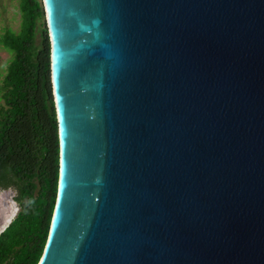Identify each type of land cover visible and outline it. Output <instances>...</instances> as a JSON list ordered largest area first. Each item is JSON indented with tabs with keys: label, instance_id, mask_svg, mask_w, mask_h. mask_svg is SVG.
Returning a JSON list of instances; mask_svg holds the SVG:
<instances>
[{
	"label": "water",
	"instance_id": "obj_1",
	"mask_svg": "<svg viewBox=\"0 0 264 264\" xmlns=\"http://www.w3.org/2000/svg\"><path fill=\"white\" fill-rule=\"evenodd\" d=\"M42 2L59 176L37 264H264V0Z\"/></svg>",
	"mask_w": 264,
	"mask_h": 264
},
{
	"label": "trees",
	"instance_id": "obj_2",
	"mask_svg": "<svg viewBox=\"0 0 264 264\" xmlns=\"http://www.w3.org/2000/svg\"><path fill=\"white\" fill-rule=\"evenodd\" d=\"M19 31L5 28L10 53L0 105V188L19 207L0 233V264H37L47 240L59 176L58 124L50 75V39L42 0H19Z\"/></svg>",
	"mask_w": 264,
	"mask_h": 264
},
{
	"label": "rangeland",
	"instance_id": "obj_3",
	"mask_svg": "<svg viewBox=\"0 0 264 264\" xmlns=\"http://www.w3.org/2000/svg\"><path fill=\"white\" fill-rule=\"evenodd\" d=\"M21 12L19 0H0V32L5 28L19 31L21 27ZM10 53L0 46V87L5 74ZM3 103L0 89V105ZM15 190L11 188H0V220L5 225L10 219L14 218L19 207L14 199Z\"/></svg>",
	"mask_w": 264,
	"mask_h": 264
},
{
	"label": "flooded vegetation",
	"instance_id": "obj_4",
	"mask_svg": "<svg viewBox=\"0 0 264 264\" xmlns=\"http://www.w3.org/2000/svg\"><path fill=\"white\" fill-rule=\"evenodd\" d=\"M12 219H13V218H12ZM11 221H12V220H11ZM11 221H10V222H11ZM9 224H10V223H9ZM9 224H8V225H9ZM2 225H3V224L1 223V220H0V227H1ZM8 225H7V226H8ZM7 226H6V227H7ZM6 227H5V228H6ZM5 228H4V230H5ZM4 230H2V231H4ZM2 231H1V232H2ZM1 232H0V233H1Z\"/></svg>",
	"mask_w": 264,
	"mask_h": 264
},
{
	"label": "bare ground",
	"instance_id": "obj_5",
	"mask_svg": "<svg viewBox=\"0 0 264 264\" xmlns=\"http://www.w3.org/2000/svg\"><path fill=\"white\" fill-rule=\"evenodd\" d=\"M7 222H5V224H6Z\"/></svg>",
	"mask_w": 264,
	"mask_h": 264
}]
</instances>
